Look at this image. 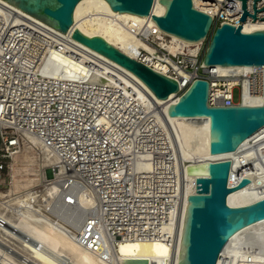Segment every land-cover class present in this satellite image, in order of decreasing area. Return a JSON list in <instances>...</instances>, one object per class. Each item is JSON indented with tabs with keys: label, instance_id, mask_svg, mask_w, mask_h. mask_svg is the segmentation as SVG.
<instances>
[{
	"label": "built area",
	"instance_id": "built-area-1",
	"mask_svg": "<svg viewBox=\"0 0 264 264\" xmlns=\"http://www.w3.org/2000/svg\"><path fill=\"white\" fill-rule=\"evenodd\" d=\"M192 1L212 16L213 26L224 22L240 25L244 31L248 21L264 23V0H246L248 15L244 20L242 0ZM0 10V180L24 143L35 140L57 157L58 165L51 166L49 173L61 167L63 196L74 198L76 192L70 188L74 185L95 198L92 207L77 209L71 215L77 213L81 218V230L76 232L88 250L110 256L118 242L126 239H160L173 245L172 233H163L162 226L170 224L172 209L181 214L185 196L174 188L178 174L173 170L171 143L141 144L137 139H126L132 131L124 128L121 86L103 85L94 92L91 86H77L37 72L46 50L62 51L64 43L72 44L71 35H60L48 24L2 3ZM202 46L193 62L157 47L159 55L142 49L136 59L159 72L155 67L158 63L166 66L168 73H162L177 82V98L194 80L207 82L210 105H237L245 95H263L262 67L234 66L223 71L218 65L201 66L205 40ZM235 89L239 91L237 100ZM216 91L223 94L216 96ZM98 116L111 119L122 131L117 142L107 138L110 129L95 125ZM149 121L156 126L152 118ZM146 132L156 136L158 130ZM168 162L169 167L164 165ZM4 180L10 184V178ZM3 184L0 181V188ZM0 224H4L1 219Z\"/></svg>",
	"mask_w": 264,
	"mask_h": 264
},
{
	"label": "bare ground",
	"instance_id": "bare-ground-1",
	"mask_svg": "<svg viewBox=\"0 0 264 264\" xmlns=\"http://www.w3.org/2000/svg\"><path fill=\"white\" fill-rule=\"evenodd\" d=\"M0 3L42 22L5 0H0ZM164 10L165 6L154 0L152 13L161 15ZM72 28H78L89 36L99 35L135 59L142 49L159 55L157 48H160L193 62L203 47L202 40L188 41L159 28L150 15L113 11L106 0H79L74 7ZM243 29H264V23L248 21ZM58 33L68 37L71 30ZM70 41L71 45L63 42L62 51L48 48L39 61L37 72L50 79L91 86L94 92L103 85L121 86L124 92L121 102L125 110L122 117L124 128L132 131L126 139L129 142L137 139L141 144L164 142L169 146L171 143L173 170L178 174L174 178V188L181 190L185 198L181 214L178 211L177 217L176 209H172L170 224H163L162 232H171L175 243L170 245L160 239H126L118 242L110 256L88 250L80 243L76 232L81 230V218L77 213L72 218L71 215L77 209L92 207L94 196L82 189H74V185L70 188L76 192L75 197L63 196L65 183L61 178V167L55 168L53 174L49 173L51 166L58 165L57 157L50 149L32 140L33 144L24 143V146L37 150L34 155L26 153L33 172L25 180V186L17 193L0 192V219L4 221L0 224V264H122L127 257L145 258L149 264H177L187 195L195 193V177L203 175L187 174L186 166L230 159L229 186L234 187L243 177L251 181L228 193V205H246L264 197V126L246 138L235 151L185 158L178 132L168 114L169 105L176 104L181 96L177 98L171 92L167 98H159L130 70L71 36ZM155 67L168 73L163 64L158 63ZM219 68L223 71L228 69ZM214 93L216 96L223 94L220 91ZM262 101V94L257 98L245 95L241 103L257 105ZM205 104L210 105L209 93H206ZM151 118L155 127L149 121ZM95 123L101 130H111L107 137L111 142H117L123 135L105 116H98ZM150 128L158 130L156 136L148 135L146 131ZM164 165L169 167V162ZM145 166L149 167L148 164ZM10 178L12 183L16 181L14 175ZM54 206H57L56 211ZM216 264H264V219L237 231L221 251Z\"/></svg>",
	"mask_w": 264,
	"mask_h": 264
},
{
	"label": "water",
	"instance_id": "water-1",
	"mask_svg": "<svg viewBox=\"0 0 264 264\" xmlns=\"http://www.w3.org/2000/svg\"><path fill=\"white\" fill-rule=\"evenodd\" d=\"M62 33L130 70L159 98L178 90L177 82L132 58L99 35L89 36L73 26L79 0H5ZM113 11L150 15L159 28L188 41L206 40L201 66H259L263 68V101L257 105H208L207 82L194 80L168 114L178 132L184 156L235 151L264 126V29L242 31L229 23L213 26V18L192 0H159L161 15L152 13L154 0H106ZM244 20L248 12L242 0ZM253 18L255 15H252ZM231 160L222 159L186 166L195 177V193L187 195L177 264H216L221 251L239 230L264 219V197L231 206L229 192L247 185L248 177L229 186ZM122 264H149L145 258L127 257Z\"/></svg>",
	"mask_w": 264,
	"mask_h": 264
},
{
	"label": "rangeland",
	"instance_id": "rangeland-1",
	"mask_svg": "<svg viewBox=\"0 0 264 264\" xmlns=\"http://www.w3.org/2000/svg\"><path fill=\"white\" fill-rule=\"evenodd\" d=\"M205 44H206V40H205ZM238 97H239V91L238 89H235L234 98L237 100ZM27 152H30L32 153V155H34L37 152V150L35 149V147H27L26 145L25 146L23 145L14 163H11V165L9 163L10 169L7 170L3 176L4 179L5 178L7 179L10 178L11 175H14L16 181L12 183L10 178V184L8 185L5 184L4 179L3 180L1 179L0 181L4 183L3 187L0 188V192L2 194L17 193L25 186L26 183L25 180L33 172L31 168V162L29 160L30 158L27 157L26 155Z\"/></svg>",
	"mask_w": 264,
	"mask_h": 264
}]
</instances>
